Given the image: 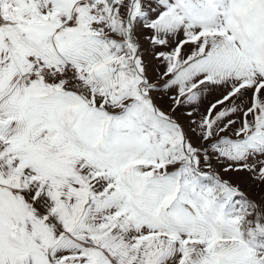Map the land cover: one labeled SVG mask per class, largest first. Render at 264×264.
<instances>
[{
    "label": "snow or ice",
    "instance_id": "1",
    "mask_svg": "<svg viewBox=\"0 0 264 264\" xmlns=\"http://www.w3.org/2000/svg\"><path fill=\"white\" fill-rule=\"evenodd\" d=\"M0 264H264V0H0Z\"/></svg>",
    "mask_w": 264,
    "mask_h": 264
}]
</instances>
